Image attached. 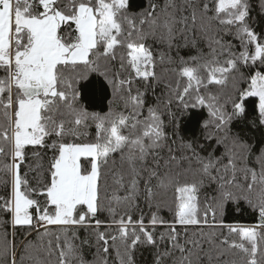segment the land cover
Instances as JSON below:
<instances>
[{
    "label": "snow or ice",
    "instance_id": "obj_1",
    "mask_svg": "<svg viewBox=\"0 0 264 264\" xmlns=\"http://www.w3.org/2000/svg\"><path fill=\"white\" fill-rule=\"evenodd\" d=\"M252 10V0H146L138 11L132 0H0V264H109L110 248L117 264H135L141 245L155 249L153 264H264V147L257 155L231 132L250 102L253 124L264 126V33L251 27ZM197 34L208 55L180 57L185 85L155 96L157 64L177 62L173 48H196ZM93 74L90 98L111 88L103 114L81 102L78 85ZM209 85L230 86L227 99ZM203 107L208 119L189 116ZM186 116L201 139L181 135ZM30 156H47V168ZM206 185L211 198L202 201ZM141 200L154 209L151 228L142 212L133 219ZM229 210L258 223L226 224ZM187 226L209 230L189 235ZM80 227L95 236L91 261Z\"/></svg>",
    "mask_w": 264,
    "mask_h": 264
},
{
    "label": "trees",
    "instance_id": "obj_2",
    "mask_svg": "<svg viewBox=\"0 0 264 264\" xmlns=\"http://www.w3.org/2000/svg\"><path fill=\"white\" fill-rule=\"evenodd\" d=\"M253 4V10L251 12V20L250 24L251 27L257 32V33H264V13L260 11L259 4L257 0H252ZM146 6V0H132V8L134 11L140 10L142 7ZM223 35V34H222ZM191 39V37H190ZM225 41H230L234 45V50L239 52L241 51L240 43L237 39H235L232 35H224ZM196 41L197 46L196 48L192 47L191 44H189L188 47L181 46L179 49L173 48L171 55L174 57V59L177 61L175 63H167L164 62L162 64H157L156 72L157 75L160 77V83L155 86V96H160L162 99H166L169 95V89L167 85H172L173 87L176 86L177 82L179 81V84L181 88L186 83V78L180 79L178 77V72L180 68L179 64V58L183 57L184 59H187L189 56L196 55L197 49H200L205 56L209 53V48L207 46L206 41L200 37L198 34L196 35ZM151 44V41H149ZM181 45L183 42H180ZM154 52L158 53L160 51H166V48L160 45H153ZM223 59V57H221ZM91 80L95 82L97 80V77L93 74L89 76L88 80L81 81L78 87L80 88L81 93V102L84 104L85 108L90 112H99V113H105L109 110V106L112 100L111 95V88H107L102 97H99L97 99H92L86 94V88L85 86L88 85V81ZM209 91H211L213 94H219L222 99H227L228 94L230 93V86L228 88L220 89L215 85H209L208 86ZM201 94H206L204 89H201ZM155 96L150 92L149 93V103H152L155 99ZM254 102L255 98H251ZM227 107L230 110V104L227 105ZM249 110V116L247 119L244 120H236L233 121L231 125V132L235 135H238L242 140L245 142L253 145V151L255 154H259V149L261 147H264V145L261 144V140L264 139V126H257L253 124V121L256 119V112H253L252 110V103H249L248 106ZM195 114L201 121L208 119V109L207 107L198 108V109H189V116ZM89 133V137L95 133V126L92 125L87 129ZM181 135H183L185 140H199L201 139V128L199 126H193L192 123L189 120V117L186 116L184 118V127L182 130ZM176 147V146H173ZM223 149H219L218 153L222 152ZM51 154L48 153V156ZM28 163H31L34 167L37 164H40L43 166L44 169L47 168V156H45L41 160H36L29 157ZM212 193V186L206 185L202 190L200 194V199L203 201L205 197L211 198ZM4 194V189L0 188V195ZM111 194V191L109 192V195ZM169 203H171V192L169 193ZM244 207V206H242ZM124 208V205H120V208L118 211H122ZM151 211H154V209H149L145 202L141 200L139 202V209L133 212V219H137L141 212L143 213L145 224L151 228L152 226L149 224V217ZM159 215H161L165 220L171 221L172 220V212L168 210V208H162ZM99 218L101 220L107 221L109 219L107 212H104L100 214ZM224 221L226 224H232V225H242V226H253L256 223H258V217L251 214L249 211H231L229 210L228 213L224 216ZM53 230V232H61L62 229L60 227L56 226H50ZM177 231L183 232L185 226L177 225ZM203 228L204 231H208L209 229L207 226H187L188 234L191 235L193 231H199ZM77 231L79 239L84 240L85 238H88L91 242V246H85L84 247V254L86 258L91 261L93 257L96 254V247H95V236L94 234L90 235L91 229L90 228H83L80 227L78 229H74ZM99 230L103 231L106 230L104 226H102ZM108 231H111L112 229H107ZM167 230V225H157L155 227V232H163ZM11 231V229H9ZM226 231V229H225ZM22 239V237L17 234L16 240L17 245L19 246V242ZM181 240H183V236L181 237ZM207 248V245H205ZM155 249L151 246H138L133 251V259L135 264H153L154 260V253ZM222 259H228V257H223ZM109 264H117L116 257H115V250L110 248V256H109Z\"/></svg>",
    "mask_w": 264,
    "mask_h": 264
},
{
    "label": "rangeland",
    "instance_id": "obj_3",
    "mask_svg": "<svg viewBox=\"0 0 264 264\" xmlns=\"http://www.w3.org/2000/svg\"><path fill=\"white\" fill-rule=\"evenodd\" d=\"M56 227H59V226H56Z\"/></svg>",
    "mask_w": 264,
    "mask_h": 264
}]
</instances>
